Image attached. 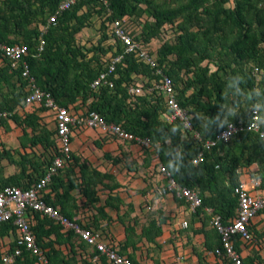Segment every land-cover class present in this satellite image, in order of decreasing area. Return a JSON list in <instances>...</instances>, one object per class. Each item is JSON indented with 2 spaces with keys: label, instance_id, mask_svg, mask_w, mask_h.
<instances>
[{
  "label": "trees",
  "instance_id": "obj_1",
  "mask_svg": "<svg viewBox=\"0 0 264 264\" xmlns=\"http://www.w3.org/2000/svg\"><path fill=\"white\" fill-rule=\"evenodd\" d=\"M59 1L0 0V41L26 46L28 56L25 60L35 83L49 91L59 105L76 110H94L107 122L118 123L126 130L148 138L150 146L145 147L143 152L149 155L151 149L179 185L197 191L201 205L195 213L208 212L206 209L210 208V219L213 215H220L224 220L234 216L238 202L233 187L239 180L238 168L257 163L259 178L264 186V137L257 132L241 131L229 142L218 143L194 164L192 159L201 143L184 135L177 121L167 122L161 118L165 110L162 96L146 93L128 101L123 84L132 80V74L156 78L153 70L137 61L132 52L125 53L122 63L117 64L113 88L102 86L92 91L89 83L103 69L102 56L108 52L123 53L124 47L118 39L105 43L111 38L107 23L128 16L139 29L134 38L143 44L160 38L162 30L168 34L175 32L174 41H162L157 52H153L159 64L165 65L164 71L174 82L179 105L193 114L194 128L203 139L214 138L228 121H247L255 106H258L260 129L264 132V0H231L233 4L228 7L224 4L229 0H185L171 7H163L154 0H106V3L101 0H77L42 33L40 26L46 24ZM95 5H99L98 8H94ZM92 10L99 16L105 14L100 23L102 31L97 44L83 50L76 43V34L91 25ZM179 18L174 26L173 22ZM40 38L44 40L41 51L38 50ZM90 52H93L92 55H88ZM4 61L5 65L0 66V110L10 112L9 118L16 123L34 128L38 119L36 114L22 116L13 111L27 94L24 89L26 79L20 75V68L9 70V63L6 59ZM255 68L258 74L254 72ZM5 87L10 94L4 92ZM242 101H245V106L248 105L247 108L237 109V104ZM42 137L38 133L34 141H41ZM45 138L48 140V137ZM106 157L109 158V155ZM75 160L73 155L71 162ZM110 160L113 163L121 161L117 157ZM79 166V186L89 185L88 171L97 176L93 183L111 177L108 173L89 170L82 163ZM63 168L52 177L49 185L54 183L55 191L62 186L65 195L75 184L68 182L64 185L63 177L59 175ZM69 171L72 173V168ZM17 177L8 179L0 188L5 184H17L13 182ZM87 189L89 187L82 191L87 194ZM111 198L108 196L105 203L110 204ZM45 199L56 206V201L47 196ZM96 199L92 197L90 200ZM61 205L64 207L65 204ZM60 211L72 218L65 210ZM45 218L51 221L55 231L61 229L60 225ZM0 225V234L13 227L9 223ZM129 231L133 232V229L126 227V237ZM160 231V226L149 225L142 227L140 235L154 241ZM212 231L215 241L207 244L206 248L214 251L220 247V239L213 227ZM250 231L255 234L253 224ZM67 234L74 233L69 231ZM239 244L237 240L236 246ZM26 253L24 251L16 261L28 256ZM221 257L232 264L226 257ZM244 261L252 264L251 260Z\"/></svg>",
  "mask_w": 264,
  "mask_h": 264
},
{
  "label": "crops",
  "instance_id": "obj_2",
  "mask_svg": "<svg viewBox=\"0 0 264 264\" xmlns=\"http://www.w3.org/2000/svg\"><path fill=\"white\" fill-rule=\"evenodd\" d=\"M5 63L0 59V66ZM3 90L10 94L8 88L5 87ZM14 109V112L22 116L27 113L36 114L38 119L34 128L16 123L9 117L0 122V185L18 175L13 181L17 184L5 185L24 187L39 179L47 164L51 163L56 151L55 130L50 111L42 105L24 106L20 103ZM48 117L52 126L46 123L49 122ZM38 133L43 135L42 140L34 141ZM45 137H48V140ZM119 143L133 151L132 154L139 163L138 170L126 171L119 167V162L113 163L110 160L118 157V151H115L118 147L116 140H107L90 129L75 132L71 138V149L76 160L69 162L70 164H67L69 167L59 172L65 186L68 182L74 183L75 186L64 195L62 186L55 191L52 186L54 183H51L46 187L45 196L56 201V206L84 226L103 229L116 243L119 251L136 262L230 264L220 255L214 254L211 248H206L207 244L215 241L208 212H192L182 199L171 195L160 196L153 192L154 183L161 176L157 171L159 160L156 154L151 149L148 155L141 150L138 151L137 145ZM107 154L109 158L106 157ZM79 163L88 166L89 170L108 173L111 177L93 183L97 176L88 171L89 185L79 186L81 181ZM71 168L72 173L69 171ZM238 169L240 170L238 178L241 180L259 178L260 170L257 163ZM88 187L89 193L85 194L82 190ZM108 196L112 197L110 204L105 203ZM92 197L97 199L90 200ZM61 204H65L64 207ZM47 220L38 213L31 216V228L35 239L46 252L49 264H109L103 256L99 259L94 258L96 252L92 246L79 240L75 234L68 235L60 228L55 231L51 221ZM184 220L187 225L181 227ZM149 225L160 226V234L154 241L140 235L142 227ZM253 226L255 235L264 242V236L260 237L264 231V216H257ZM126 227L133 229V232L129 231L127 237ZM15 236L13 227L0 234V253L12 249L15 245ZM241 250L245 260H251L252 264H264V251L259 252L251 245H246ZM26 254L28 256L17 260L15 264H37L33 255L28 252Z\"/></svg>",
  "mask_w": 264,
  "mask_h": 264
},
{
  "label": "built area",
  "instance_id": "obj_3",
  "mask_svg": "<svg viewBox=\"0 0 264 264\" xmlns=\"http://www.w3.org/2000/svg\"><path fill=\"white\" fill-rule=\"evenodd\" d=\"M76 1L60 0L56 9L48 17L46 24L40 26V31L45 32L51 23H55L58 15L70 8ZM101 1L107 2L106 0ZM129 21L133 22L128 16H123L107 23L111 41L118 39L124 47L123 53L108 52L102 56L103 69L89 83L92 91H97L102 86L113 88L114 78L117 77L115 71L117 64L122 63L125 53L132 52L137 61L153 70L156 78L149 79L142 74H132V80L123 84L129 96L128 101L135 99L137 95L146 93H157L162 96L165 110L161 114V118L167 122L177 121L184 135L201 143V147L192 159L194 164L200 162L205 153L218 143L229 142L241 131L257 132L260 137H264V132L260 129L261 120L258 106H255L247 121L243 119L228 121L214 138L203 139L200 132L194 128L193 114L187 108L179 105L174 82L171 76L164 71L165 65L159 64L153 50L147 47L148 44H143L134 38L139 29L136 23L130 24ZM131 25L134 26L131 27ZM167 37L169 34L162 30L160 38L167 39ZM43 44L44 40L40 38L39 51L42 50ZM115 51L114 46L113 52ZM0 53V59L7 60L10 70L14 71L20 68V75L26 79L25 91L27 94L22 101L23 105L38 104L50 111L58 152L55 151L51 163L46 167L42 176L28 186L4 185L0 188V224L9 223L16 232L15 245L9 251L0 253V264H15L16 259L22 257L24 251L33 255L37 264H49L46 252L38 245L31 228V216L34 213L48 217L60 225L61 230L65 233L72 231L79 240L84 241L97 251L94 256L96 259L103 256L110 264H146L136 262L127 254L120 252L116 243L108 237L105 231L86 227L74 218L70 219L62 214L58 206L46 201L45 191L59 169L71 162V138L75 132L90 129L107 140L113 139L141 148L150 146L148 138L126 130L118 123L107 122L102 115L94 110L85 109L83 111L59 105L49 91L41 89L35 83L25 60L28 50L24 44H9L0 41ZM254 72L258 74L257 68ZM9 115L10 112L0 110V120L8 118ZM157 171L161 176L154 183L153 192L160 196L171 195L182 199L188 204L189 210L195 212L201 205V198L197 191L192 187L179 185L161 164L157 167ZM233 194L238 202L235 215L226 220L222 219L220 215H213L210 219L211 226L220 239V247L215 248L213 252L226 257L232 264H247L244 261L241 248L251 245L259 252L264 251V242L250 231L254 219L259 215L264 216V186H262L260 178L251 177L248 181L239 179L233 187ZM206 210L208 213L211 211L210 208ZM186 225L187 222L182 221L181 227H186ZM237 240L240 242L239 246H236Z\"/></svg>",
  "mask_w": 264,
  "mask_h": 264
},
{
  "label": "rangeland",
  "instance_id": "obj_4",
  "mask_svg": "<svg viewBox=\"0 0 264 264\" xmlns=\"http://www.w3.org/2000/svg\"><path fill=\"white\" fill-rule=\"evenodd\" d=\"M156 3L162 5L163 7H171V6H177L179 3L184 2L185 0H154ZM233 1L229 0L228 2H226L224 5L226 7L231 6L233 3ZM99 5H95L94 8H98ZM142 7H144V5H141ZM93 12V10H92ZM144 15H149L147 12H143ZM104 15H97L95 12L92 13V17H91V22H90V26L88 27H84L82 28L77 34H76V43L78 45H80L82 47L83 50H86L88 48H91L92 46L97 44V41L101 35V28H100V23L102 22ZM180 21V18L175 20L173 22V25L176 26V23H178ZM130 24H135L134 22L129 21ZM134 25H131V27H133ZM137 30V29H136ZM135 30V31H136ZM109 33V31H108ZM175 32L172 31L169 34V37H167V39H172V41H174L175 38ZM167 39H162V38H153L151 39L150 43H148L147 47L155 52H157L158 47L162 44V41H166ZM110 39H107L106 42H110ZM104 43V44H105ZM93 52L88 53V55H92ZM205 61H203V63H205ZM213 69V66H211ZM185 78V75H183V79ZM87 107V105H85ZM248 106V105H247ZM247 106H245V101H242L241 103L237 104L236 108L238 109L239 107L243 108L245 107V109L247 108ZM233 111V109L231 110V112ZM51 116V115H49ZM48 121L46 122L47 124H50V126H52V122L50 121L49 117H48ZM128 144V143H125ZM116 145L118 146L115 151L117 152L118 157L120 158V162H119V167L128 171V170H138V166L139 163L137 162V160L134 158L133 156V151L128 148L127 146L120 144L119 142L116 141ZM138 151L141 150L143 151L144 148L138 147L136 146ZM137 151V152H138ZM114 154V153H113ZM160 165V162L157 163V167ZM129 168V169H127ZM264 236V231L262 232L261 236Z\"/></svg>",
  "mask_w": 264,
  "mask_h": 264
},
{
  "label": "clouds",
  "instance_id": "obj_5",
  "mask_svg": "<svg viewBox=\"0 0 264 264\" xmlns=\"http://www.w3.org/2000/svg\"><path fill=\"white\" fill-rule=\"evenodd\" d=\"M2 120H4V119H2ZM15 263H16V261H15Z\"/></svg>",
  "mask_w": 264,
  "mask_h": 264
}]
</instances>
